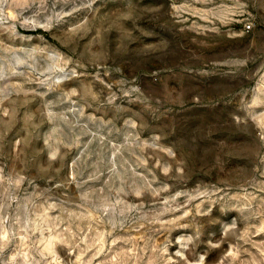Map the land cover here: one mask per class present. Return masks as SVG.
I'll list each match as a JSON object with an SVG mask.
<instances>
[{
	"label": "rangeland",
	"instance_id": "1",
	"mask_svg": "<svg viewBox=\"0 0 264 264\" xmlns=\"http://www.w3.org/2000/svg\"><path fill=\"white\" fill-rule=\"evenodd\" d=\"M0 264H264V0H0Z\"/></svg>",
	"mask_w": 264,
	"mask_h": 264
},
{
	"label": "built area",
	"instance_id": "2",
	"mask_svg": "<svg viewBox=\"0 0 264 264\" xmlns=\"http://www.w3.org/2000/svg\"><path fill=\"white\" fill-rule=\"evenodd\" d=\"M250 29H251V26L250 25L245 26V31L249 32Z\"/></svg>",
	"mask_w": 264,
	"mask_h": 264
}]
</instances>
